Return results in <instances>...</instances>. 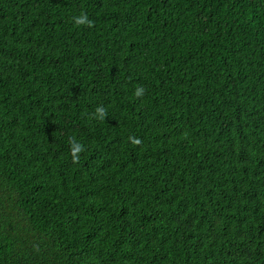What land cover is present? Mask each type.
Instances as JSON below:
<instances>
[{
    "label": "trees",
    "instance_id": "obj_1",
    "mask_svg": "<svg viewBox=\"0 0 264 264\" xmlns=\"http://www.w3.org/2000/svg\"><path fill=\"white\" fill-rule=\"evenodd\" d=\"M0 264H264V0H0Z\"/></svg>",
    "mask_w": 264,
    "mask_h": 264
},
{
    "label": "clouds",
    "instance_id": "obj_2",
    "mask_svg": "<svg viewBox=\"0 0 264 264\" xmlns=\"http://www.w3.org/2000/svg\"><path fill=\"white\" fill-rule=\"evenodd\" d=\"M75 23L77 25H85L87 24L89 27L92 26V22L87 18V14H83L81 16L75 17L74 18ZM143 94V88L142 87H138L135 91V95L137 97L141 96ZM96 111L98 113H100V118H104V116L106 115V112L103 108H97ZM70 144H71V154H72V159L74 162L78 161L79 157L78 154L83 151V146L78 143L77 141H75L74 138H70ZM134 144H139L140 141L139 139H133L132 141Z\"/></svg>",
    "mask_w": 264,
    "mask_h": 264
}]
</instances>
